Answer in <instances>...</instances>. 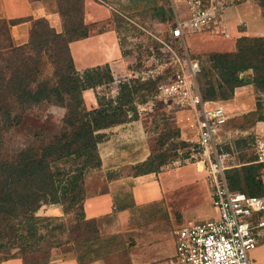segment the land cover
I'll return each instance as SVG.
<instances>
[{"label":"trees","instance_id":"obj_1","mask_svg":"<svg viewBox=\"0 0 264 264\" xmlns=\"http://www.w3.org/2000/svg\"><path fill=\"white\" fill-rule=\"evenodd\" d=\"M260 1L263 11L264 0ZM83 2L56 0V9L63 22L62 33L56 32L43 17L0 19V263L19 257L28 264L27 255L50 254L53 243L49 239V230L45 229L50 219L37 215L44 205H61L65 213L76 208L86 228L95 232L100 230L97 219L85 218L83 202L86 197L85 176L89 170L100 168L102 164L99 144L106 137L105 130L139 119L140 107L150 103L158 109L155 103L159 102L158 86L169 81L178 68L175 65L173 73L165 80L150 76L121 80L116 96L96 94L97 107L87 108L83 91L109 85L114 82V77L109 64L83 72L75 67L69 43L89 35V26L84 22ZM151 8L161 11L165 19L171 16L172 11L162 5ZM166 13L169 16L166 17ZM26 20H32L29 40L16 45L10 27ZM174 27L175 22L171 37L177 39L172 35ZM119 45L122 54H127L121 41ZM34 51H41L53 66L51 77L39 75ZM194 55L189 59L198 64L195 79L204 102L231 99L236 87L251 83L257 102L256 108L249 113H263L264 36L242 35L237 38L233 51ZM42 102H52L65 108L60 129L47 140H41L38 146H22L9 154H2L7 132L21 128L23 124L28 131L35 128L27 123L25 113ZM157 111L167 112L160 107ZM236 117L239 116L227 120L223 134L227 132L224 130L227 123ZM153 118L156 120L157 117L154 115ZM258 121H264V115L258 116ZM236 130L246 132L245 128L234 126L229 132ZM162 135L157 141V149H153L145 160L131 166L133 176L158 172L169 162V155L162 147L170 134ZM245 135L229 139V146L240 148L241 143H249ZM179 136L178 131L176 137ZM254 139L252 156L239 159L240 165L226 170V179L232 190L264 195V164L254 162ZM178 146L185 150L183 157L187 158L197 150L198 144L182 139L174 147ZM43 221H47L45 225ZM13 249H18V254L7 255ZM77 257L79 261H87L78 254Z\"/></svg>","mask_w":264,"mask_h":264},{"label":"crops","instance_id":"obj_2","mask_svg":"<svg viewBox=\"0 0 264 264\" xmlns=\"http://www.w3.org/2000/svg\"><path fill=\"white\" fill-rule=\"evenodd\" d=\"M56 0H0V19L45 18L58 33L63 31L62 18L57 11ZM250 0L230 6L225 11L221 25L211 32H195L185 36L184 41L193 54L210 51H233L236 40L242 35L264 36V16L262 9H253ZM116 11L106 0H84V22L89 26L87 37L69 43L76 69H85L109 64L116 84L132 77L128 62L122 54L118 35L111 24ZM186 13V12H185ZM32 20L22 21L10 27L16 45L25 44L29 40ZM239 25H244L243 28ZM33 57L38 65L41 77H51L53 69L41 51H34ZM87 108L97 107L94 89H85L82 93ZM257 94L253 84L240 85L234 89L231 99L210 101L209 106H223L232 118L256 108ZM173 106L176 113L180 136L184 140L197 141L199 129L196 121V108L191 104ZM171 108V107H170ZM137 120H132L112 128L114 134L130 128ZM128 126V127H127ZM258 133H264V121L255 126ZM116 149L111 152L116 154ZM135 150L134 153H136ZM150 154L133 163L145 160ZM137 156L136 154H131ZM264 171V170H263ZM128 196L117 197L116 192L125 188L122 179L101 180L86 187L83 210L86 219L95 218L99 222L100 231L115 234L124 242L126 255H108L87 261H79L77 254H54L45 264H176L175 231L181 224L200 222L216 217L217 211L212 207L211 190L206 180L204 165L200 161L190 162L176 167L160 169L129 178ZM264 181V173H263ZM184 189V190H183ZM189 191V207L183 205L180 192ZM178 192V196H177ZM199 198L207 209L200 208ZM203 205V206H204ZM197 211L190 217L189 208ZM178 214L179 218L175 215ZM113 216V219L110 218ZM108 219V220H106ZM182 222L179 223L178 220ZM252 264H264V239L259 237V244L250 252ZM0 264H24L19 257L10 258Z\"/></svg>","mask_w":264,"mask_h":264},{"label":"rangeland","instance_id":"obj_3","mask_svg":"<svg viewBox=\"0 0 264 264\" xmlns=\"http://www.w3.org/2000/svg\"><path fill=\"white\" fill-rule=\"evenodd\" d=\"M116 10L111 18L116 33L119 36V41L124 46L127 54L123 55L131 76L148 78L154 77L158 80H165L175 68V56L178 55L184 61L188 58H194L195 55L189 51L185 41L171 37V28L178 16H184L187 8L188 0H106ZM248 0H241L238 3ZM253 9H261L260 0H250ZM154 5H162L166 9H170L171 16L165 19L161 11H155L151 7ZM264 14V8H263ZM169 14L166 13V17ZM243 28L244 25H239ZM195 32H211L212 29H204ZM193 31H185V35L195 33ZM220 34V33H218ZM49 63V62H48ZM53 69V66L50 64ZM129 78V77H128ZM123 80V79H122ZM116 84L101 85L94 89L96 94L111 95L115 94ZM158 109H165L167 112L157 111L156 106L150 103L148 106L140 107L139 119L130 126L124 128L123 135L121 133L114 134L110 131L112 128L106 129V137L99 144V152L102 159L100 168L91 169L85 176V190L86 187L97 189L93 187L94 182L101 180L122 179L125 181V188H121L116 192L117 197H123L129 192V178L133 176L134 171L131 168L136 163V159L144 157V154L153 149H157V141L162 134H170L169 139H165L163 149L169 155V162L160 167V169H167L185 164L184 152L180 146L174 147L177 142L182 140L181 136L176 137V133L180 127L178 118L173 112V106L169 104L185 105V101L179 98H159ZM171 107V108H170ZM158 112V113H157ZM251 112V111H249ZM243 113L236 115L239 117L227 123L224 130L229 132L231 127H239L244 129L245 136H248L249 143L240 144L239 147L234 145H226L225 150L235 152L237 160L247 159L252 156V140L259 133L256 131V119L261 114ZM65 113V108L52 102H42L41 104L30 107L26 110L27 123L34 126L33 130H26L25 125L21 128L12 129L7 132L1 148V153H11L15 149L22 146H38L41 140H47L53 133H56L62 126V118ZM157 114V115H156ZM156 116V120L153 116ZM26 117V116H25ZM231 118V117H230ZM26 124V123H25ZM116 127V126H115ZM253 127V128H251ZM254 136V137H253ZM237 136H233L232 139ZM231 139V140H232ZM184 140V139H183ZM192 143L197 141H190ZM116 149V154L111 150ZM136 151V153H134ZM136 154L137 156H132ZM196 162V160H193ZM206 180L209 184L208 178ZM210 186V184H209ZM184 190V189H183ZM178 196V192H177ZM183 205L189 207L191 205L189 191L180 192ZM199 198L200 208L207 209L208 205H204ZM213 207V206H212ZM214 208V207H213ZM190 217H194L197 213L194 207L189 209ZM37 215L40 217H48L47 228L49 230V239L53 243L50 247L49 255H39L37 257L25 256L28 264H41L43 261H48L54 254L75 253L82 259H93L98 257H106L108 255H126L124 242L115 234H110L107 231L97 232L91 231L85 227L81 221L79 211L75 208L68 213L63 211L61 205H44ZM178 218L179 215L175 214ZM113 219V216L108 218ZM106 219V220H108ZM47 221H43L45 225ZM179 223L182 221L179 219ZM81 224V225H80ZM184 224H181L183 226ZM44 229V230H45ZM18 249H13L7 252V255L18 254ZM6 254V253H5ZM1 255V253H0ZM22 255V253H21Z\"/></svg>","mask_w":264,"mask_h":264},{"label":"built area","instance_id":"obj_4","mask_svg":"<svg viewBox=\"0 0 264 264\" xmlns=\"http://www.w3.org/2000/svg\"><path fill=\"white\" fill-rule=\"evenodd\" d=\"M241 0H188L186 14L178 16L173 37L184 40L185 31L212 29L215 33L228 7ZM178 66L173 77L158 86L159 98H179L196 108L199 129L197 150L184 162L200 161L204 165L211 190L214 218L183 225L175 231L176 264H252L250 252L264 239V195H248L232 190L226 170L240 165L235 152L224 149L233 136L245 132L223 134V126L230 118L220 105L209 106L202 100L195 74L197 62L175 56ZM255 163L264 164V133L253 142Z\"/></svg>","mask_w":264,"mask_h":264}]
</instances>
